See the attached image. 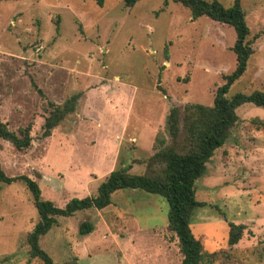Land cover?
I'll list each match as a JSON object with an SVG mask.
<instances>
[{"label":"rangeland","instance_id":"obj_1","mask_svg":"<svg viewBox=\"0 0 264 264\" xmlns=\"http://www.w3.org/2000/svg\"><path fill=\"white\" fill-rule=\"evenodd\" d=\"M230 6L234 0H219ZM254 53L236 92L264 91V0H241ZM236 31L169 0H0V117L12 130L32 125V144L19 151L0 137L7 175L26 174L41 196L59 207L92 196L109 173L147 163L172 143L173 106L213 105L225 76L236 68ZM81 93L76 110L43 136L51 102ZM228 140L197 180L191 227L207 253L202 264H264V107L244 103ZM181 117V118H182ZM256 119V120H255ZM169 205L142 189H121L103 209H82L42 236L58 264H160L165 248L182 264L167 230ZM39 220L21 179L0 180V264H45L31 258L28 232ZM84 221L94 229L80 233ZM229 222L245 224L228 243ZM179 251V252H178Z\"/></svg>","mask_w":264,"mask_h":264},{"label":"trees","instance_id":"obj_2","mask_svg":"<svg viewBox=\"0 0 264 264\" xmlns=\"http://www.w3.org/2000/svg\"><path fill=\"white\" fill-rule=\"evenodd\" d=\"M103 5L104 0H96ZM138 0H124L125 5L132 7ZM166 3L169 0H165ZM190 8L194 18L207 16L228 24L236 31L233 50L237 64L234 71L225 76V83L216 92L213 105L187 104L183 117L181 108L173 106L167 118V129L172 143L161 140L162 147L150 158L147 172L138 174L130 172L131 165L113 169L99 185L98 193L83 198H72L65 206L59 207L41 196V188L36 179L26 175L9 176L0 162V180L11 183L21 179L33 194L39 213V220L28 232L27 241L31 258H41L45 264H58L42 248V236L58 223V217L74 215L82 209L92 207L103 209L112 202L113 194L121 189H142L146 192L163 196L169 205L167 230L177 238L182 264H202L214 253H207L199 237L191 227L195 209L205 206V201L196 197L197 180L203 176L207 163L217 148L230 137L233 127L239 120L237 109L244 103H253L264 107V91L236 92L227 95L231 85L247 70L249 58L254 53L253 40L248 39L251 30L246 20V13L241 0H234L230 6L219 0H173ZM81 93H75L63 105L54 104L52 111L45 118L43 136L52 135L53 129L70 113L76 110ZM182 117V118H181ZM256 120V119H255ZM32 125L28 124L19 130H12L0 117V137L9 140L13 146L23 151L32 144ZM94 229V224L84 221L80 233L87 234ZM245 224L229 222L228 243L234 245L243 237Z\"/></svg>","mask_w":264,"mask_h":264},{"label":"crops","instance_id":"obj_3","mask_svg":"<svg viewBox=\"0 0 264 264\" xmlns=\"http://www.w3.org/2000/svg\"><path fill=\"white\" fill-rule=\"evenodd\" d=\"M178 246V244H177ZM178 249H179V246H178ZM179 252V251H178ZM170 251L168 252V249L165 248L164 252H162L161 254H159V261H160V264L162 263H169L171 261V254H169Z\"/></svg>","mask_w":264,"mask_h":264}]
</instances>
